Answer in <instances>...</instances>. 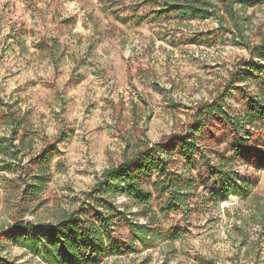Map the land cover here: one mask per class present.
I'll list each match as a JSON object with an SVG mask.
<instances>
[{"label":"rangeland","instance_id":"374dc122","mask_svg":"<svg viewBox=\"0 0 264 264\" xmlns=\"http://www.w3.org/2000/svg\"><path fill=\"white\" fill-rule=\"evenodd\" d=\"M158 10L146 0H0V112L11 106L30 122L19 133L18 155L0 153V262L43 264L5 232L17 211L15 187L31 184L32 161L47 148L60 153L51 181L30 207L37 215L23 219L40 225L80 202L128 144H167L180 134L190 108L208 101L230 67L249 59L236 37L216 31L214 20L156 19ZM244 13L249 42L264 40V3ZM239 86L256 93L254 83ZM243 98L233 90L227 103L238 111ZM217 129L195 135L199 146ZM9 131L0 125V138ZM171 161V170L184 172L181 157ZM238 170L256 178L255 201L210 205L185 220L181 213L161 214L163 233L183 230L172 246L158 241L152 250L99 264H264L263 229L251 220L254 207L264 205V170ZM154 180L139 178L146 191ZM124 202L120 197L116 206Z\"/></svg>","mask_w":264,"mask_h":264},{"label":"trees","instance_id":"16d2710c","mask_svg":"<svg viewBox=\"0 0 264 264\" xmlns=\"http://www.w3.org/2000/svg\"><path fill=\"white\" fill-rule=\"evenodd\" d=\"M262 3L264 0H146V5L159 8L156 19L214 20L219 25L216 31L224 29L236 37L249 59L242 58L230 67L224 83L208 101L190 108L180 134L169 136L167 144L165 140L128 144L121 161L97 176L80 202L56 222L40 225L23 219L28 213L37 215L32 204L51 181L53 161L60 153L54 146L47 148L39 161H32L36 174L31 184L15 187L18 206L5 232L7 237L43 264H99L110 257L152 250L158 241L172 246L183 230L177 227L163 233L161 214L181 213L185 220L210 205L255 201L256 178L241 175L238 168L264 170V40L249 42L246 29L250 20L244 13ZM253 83L257 88L254 95L239 86ZM233 90L244 97V106L238 111L227 103ZM29 124L25 115L20 116L11 106L0 112V125L10 129L9 137L0 138L2 155H18V148L24 146L19 133ZM217 125L219 134L211 133L199 146L195 135ZM19 139L20 144L15 145ZM174 155L185 161L183 173L171 170ZM142 175L155 179L149 191L139 182ZM120 197L125 202L117 207ZM252 213V223L263 229L264 243V205L255 206ZM241 221L247 224L245 219Z\"/></svg>","mask_w":264,"mask_h":264}]
</instances>
